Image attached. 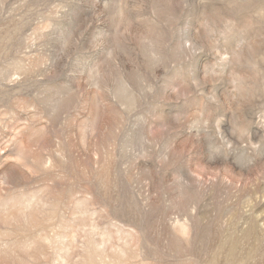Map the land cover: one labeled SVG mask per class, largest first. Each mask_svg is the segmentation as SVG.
<instances>
[{
	"label": "rangeland",
	"instance_id": "rangeland-1",
	"mask_svg": "<svg viewBox=\"0 0 264 264\" xmlns=\"http://www.w3.org/2000/svg\"><path fill=\"white\" fill-rule=\"evenodd\" d=\"M0 264H264V0H0Z\"/></svg>",
	"mask_w": 264,
	"mask_h": 264
}]
</instances>
